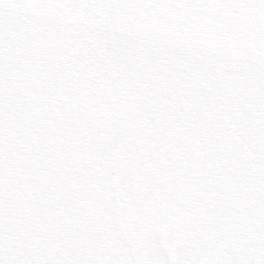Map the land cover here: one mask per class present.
Instances as JSON below:
<instances>
[{
  "label": "snow or ice",
  "instance_id": "1",
  "mask_svg": "<svg viewBox=\"0 0 264 264\" xmlns=\"http://www.w3.org/2000/svg\"><path fill=\"white\" fill-rule=\"evenodd\" d=\"M0 264H264V0H0Z\"/></svg>",
  "mask_w": 264,
  "mask_h": 264
}]
</instances>
